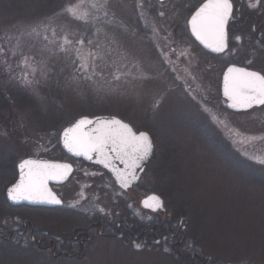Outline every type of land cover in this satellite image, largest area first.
<instances>
[{"label": "rangeland", "instance_id": "1", "mask_svg": "<svg viewBox=\"0 0 264 264\" xmlns=\"http://www.w3.org/2000/svg\"><path fill=\"white\" fill-rule=\"evenodd\" d=\"M199 1L109 0L108 18L114 17V25L104 30L120 28L128 37L122 45L137 57L150 60L160 73L167 76L169 74L159 66L151 35L153 23L167 27L191 53L188 58L175 57L177 71L183 75V69L191 60L193 71L202 77V84L210 86L208 101L213 103L220 101L212 67L214 60L204 57L193 42H187L189 35L185 31L186 19ZM62 2L64 0H55L57 4ZM46 3L47 0H0V30L7 24L39 16L47 11L43 7ZM141 3L143 8L139 7ZM161 11L165 13L164 17L159 16ZM160 35L163 37L164 33ZM99 40L105 44L103 32ZM160 44L164 46L163 40ZM102 56L97 61L95 84L89 83L75 96L61 94L59 99L49 90V103L43 107L0 75V186L3 182L9 183L10 178L3 174V169L17 165L26 157L64 159L58 138L62 128L71 120L83 115L124 117L133 125L157 134L155 138L161 158L153 170L156 186L152 185L155 176L148 172L139 188L144 192L155 188L167 198L169 212L176 217L186 216L189 242L194 249L207 257L211 264H237L241 259L247 260L248 264H264V165L251 158L264 157V107L245 116H236L235 121L230 122L233 127L226 124L217 128L219 124L199 110L202 109L199 97L194 100L177 88L160 112L153 114L148 111L151 97L144 96L139 100L134 95L135 81L123 76L120 81L113 79L119 74L117 67L121 72L128 71L120 64L119 57L115 53L104 55L103 52ZM176 83L182 85V81ZM110 88L118 91L110 92ZM195 109H198L197 113ZM202 118H206L217 132L214 137L207 138L197 131L195 125ZM228 118H223L226 123ZM230 127L235 131V137ZM76 190L67 184L63 195L67 199L68 194L78 191L74 196L77 201L81 196L79 189ZM114 195L109 196V212H127L122 205H111V201L118 198ZM1 200L0 196V210H6ZM27 211L28 214H24L36 225H46L47 219L59 217L71 220L65 212ZM96 247L99 249L91 251L100 253V258L96 257L101 260L100 264H177L178 261L174 255L165 254L162 246L139 252L122 246L116 247L119 249H105L103 245ZM27 254L0 249V264H54L48 255ZM92 261L96 260L92 258ZM61 263L72 264V261Z\"/></svg>", "mask_w": 264, "mask_h": 264}, {"label": "snow or ice", "instance_id": "2", "mask_svg": "<svg viewBox=\"0 0 264 264\" xmlns=\"http://www.w3.org/2000/svg\"><path fill=\"white\" fill-rule=\"evenodd\" d=\"M246 6L253 12L264 14V0H247ZM43 7L47 11L39 16L7 24L0 30V75L7 83L24 90L40 106L49 103V90L59 99L61 94L64 97L75 96L89 83L95 84L97 61L103 58L102 52L104 55L115 53L120 64L128 71L121 72L117 67L119 74L114 75L113 79L120 81L123 76L135 81L136 98L142 100L144 96L151 97L148 111L158 114L169 95L180 88L194 100L199 97L198 103L203 112L213 122L225 123L208 106L210 86L202 84V77L193 71L191 60L183 69V75L177 71L176 63L171 59L175 53L172 44L176 40L164 25L153 23L151 35L158 52L159 66L169 74L167 76L160 73L150 60L137 57L122 45V41L128 37L120 28L104 30L114 25V17L108 18L109 0H64L59 4L55 0H47ZM139 7L143 8V4ZM236 12V0H201L190 12L186 26L204 48L217 54H235L239 49L230 46L229 25L236 20ZM141 16H144L143 12ZM159 16L164 17L165 13L161 11ZM81 27L83 30H79ZM101 32L105 41L103 45L99 40ZM161 32L164 33L163 37ZM234 39L239 42L242 37L234 35ZM160 40L164 42L163 47ZM260 43L264 50V42ZM179 55L188 58L191 53L184 50ZM252 64V59H248L243 67L233 63L223 73V97L227 106L238 112L264 107V68L254 70L250 67ZM177 81H182V85ZM109 91L117 92L118 89L110 88ZM155 135L116 116H82L63 128L60 139L63 147L72 155L103 165L115 178L119 188L126 190L139 179L137 171L142 170L144 163L153 155ZM251 158L264 165V157ZM18 169L19 178L6 188L8 200L15 204L23 201L50 205L63 203L50 183L68 180L73 172L71 164L28 158L19 162ZM142 206L159 212L165 210L166 202L162 196L153 194L142 201ZM96 211L102 215L109 214L102 207ZM180 223L183 225L186 221ZM156 244L159 245L160 241H156ZM164 244L162 250L165 254L178 257L176 249L167 244V237ZM134 247L142 250L145 245L135 243ZM189 247L191 245L186 244L185 250ZM237 264H248V261L241 259Z\"/></svg>", "mask_w": 264, "mask_h": 264}, {"label": "flooded vegetation", "instance_id": "3", "mask_svg": "<svg viewBox=\"0 0 264 264\" xmlns=\"http://www.w3.org/2000/svg\"><path fill=\"white\" fill-rule=\"evenodd\" d=\"M236 4V20L229 25L230 46L239 49L235 54L230 55L227 52L217 54L205 50L190 36L189 29L185 26V31L189 35L187 42H193L204 57H211L214 60L212 67L216 78L217 96L220 101L208 103V105L220 115V118L222 117L221 119L229 117L227 123L219 124L217 128L226 124L233 127L230 122L235 121L236 116H245L258 110L255 109L247 113L235 112L227 106V102L222 99L220 94L223 73L231 64L235 63L237 66L243 67L246 66L248 59H252L253 64L250 67L254 70L264 68V50H262L260 43L264 42V14L248 9L246 6L247 0H236ZM234 35H240L242 40L235 41ZM175 39L177 40L176 43L172 44L175 49V53L171 55L173 61L175 57L176 59L180 57L179 54L182 51L187 50V46H183L179 38ZM198 63L201 65L200 61ZM193 106L195 107L194 103ZM194 107H192L193 110ZM199 110L209 117L202 109L199 108ZM195 112L197 113L198 109H195ZM122 118L128 121L126 118ZM202 119L195 125L197 131L207 138L214 137L217 132L214 131L213 127H210L206 118ZM229 130L235 137V131L231 127ZM63 155L64 159L60 160L69 162L73 167V172L69 179L63 183H50L53 191L62 199L63 203L61 205L45 207L28 204L12 205L6 199V188L18 179V164L3 169V174L9 175L10 178L8 179L9 183L3 182L0 186L1 201L6 205V210H0V249L2 251H21L23 255H28L27 253L48 255L54 261V264H62L61 262L66 260L72 261V264H100L99 261L101 262V260L97 259L100 258V253L91 251V249H99L96 246L103 245L105 249H119L116 247L122 246L123 248L134 249V252H139L140 250L134 247L135 243H143L145 247L142 250H149L153 247H164V238L167 237V244L176 249L178 253V257L174 255L178 260L177 264H211L208 258L202 256L189 242L187 233L189 223L186 216L176 217L169 212L167 198L154 188L157 178L153 170L161 158L158 153L157 142L155 159L140 176L138 182L126 190L119 188V185L115 183V180L105 168L90 164L81 158L68 156L66 153ZM148 172L155 176V181L152 183L154 190L144 192L140 190L139 186L142 184V178ZM67 184L72 185L74 190L75 188L79 189L81 197H78L77 201L74 198L78 193L77 190L70 196L68 194L67 199L64 197L63 189ZM153 193L162 196L165 200L164 214L143 208L142 200ZM114 194L118 198L117 201L113 198L115 201H111V205H122L127 212L123 214L116 212L117 210L114 213L109 212V196ZM73 205L76 206L73 207ZM98 207L104 208L109 214H100L96 211ZM30 209L44 211L48 214L65 212L66 217H70L71 220L59 217L54 220L47 219L46 225H36L28 215L24 214H28L27 210ZM5 211H8V213L5 214ZM49 216H46V218ZM182 220L186 221L183 225L180 223ZM156 241H160V244L157 245ZM186 244L191 245L187 250H185ZM92 258L96 261H92Z\"/></svg>", "mask_w": 264, "mask_h": 264}, {"label": "water", "instance_id": "4", "mask_svg": "<svg viewBox=\"0 0 264 264\" xmlns=\"http://www.w3.org/2000/svg\"><path fill=\"white\" fill-rule=\"evenodd\" d=\"M159 1H165V0H159ZM190 30V29H189ZM190 34H191V32H190ZM194 39H195V37L194 36H192ZM196 40V39H195ZM197 41V40H196ZM198 43H199V41H197ZM200 44V43H199ZM201 45V44H200ZM202 47H203V45H201ZM204 48V47H203ZM205 50H208V51H210L209 49H206V48H204ZM211 52V51H210ZM241 67V66H240ZM227 70V69H226ZM222 87H223V76H222V81H221V87H220V94H221V97H222V99L225 101V98L223 97V91H222ZM258 108H261V107H258ZM231 109V108H230ZM255 109V108H254ZM231 110H233V111H235V112H238L237 110H234V109H231ZM253 109H250V110H248L247 112H250V111H252ZM238 113H246V112H238ZM84 116H86V115H84ZM111 116H114V115H96V116H88L89 118H95V117H111ZM82 116H80V117H78V118H76V119H79V118H81ZM117 118H120V117H118V116H116ZM76 119H74L72 122H74ZM122 119V118H121ZM68 126H70V123L68 124V125H66L65 127H68ZM64 128V127H63ZM141 130H144V129H141ZM62 131H63V129L61 130V132H60V135H59V142H60V146H61V148H62V150L67 154V155H69V156H71V157H74V158H81V159H83V160H85L86 162H88V163H90V164H93V165H98V166H100V167H103V165H101V164H97V163H95V161L93 160V161H88V160H86V159H84L83 157H77V156H74V155H72L71 153H69L64 147H63V143H62V140L60 139V136L62 135ZM155 157H156V148H155V150H154V152H153V155L144 163V166H143V169L142 170H138L137 171V175L139 176V178H140V176L142 175V173L144 172V170L152 163V161L155 159ZM28 158H32V159H40V160H48V161H52V162H58V163H68V164H70L69 162H65V161H61V160H54V159H50V158H47V157H28ZM28 158H25V159H28ZM104 168V167H103ZM108 172H109V170L108 169H106ZM18 171H19V169H18ZM110 173V172H109ZM111 174V173H110ZM111 176H112V174H111ZM113 177V176H112ZM19 178V177H18ZM113 179L115 180V178L113 177ZM139 180V179H138ZM138 180L137 181H135L133 184H132V186L134 185V184H136L137 182H138ZM67 181V180H66ZM63 182H65V181H63ZM63 182H60V183H63ZM51 183H57V182H51ZM118 185V184H117ZM11 186V185H10ZM9 186V187H10ZM131 186V187H132ZM51 187V186H50ZM150 195H153V194H150ZM150 195H148V196H150ZM155 195H157V194H155ZM148 196H146V197H148ZM145 197V198H146ZM144 198V199H145ZM6 199H7V196H6ZM143 199V200H144ZM142 200V201H143ZM7 201L9 202V203H11L12 205H16V206H19V205H23V204H28V205H31V206H56V205H50V204H32V203H28L27 201H23V202H21V203H19V204H15V203H13L12 201H10V200H8L7 199ZM159 213L160 214H164L165 213V210H163V211H159Z\"/></svg>", "mask_w": 264, "mask_h": 264}]
</instances>
